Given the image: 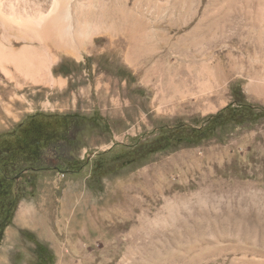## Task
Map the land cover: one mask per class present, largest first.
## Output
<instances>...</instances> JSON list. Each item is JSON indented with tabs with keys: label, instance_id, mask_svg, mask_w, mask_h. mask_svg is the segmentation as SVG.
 Returning <instances> with one entry per match:
<instances>
[{
	"label": "rangeland",
	"instance_id": "1",
	"mask_svg": "<svg viewBox=\"0 0 264 264\" xmlns=\"http://www.w3.org/2000/svg\"><path fill=\"white\" fill-rule=\"evenodd\" d=\"M53 1L0 0L1 46L54 56L58 80L0 68V100L20 85L32 103L14 117L0 109V135L37 111L78 114L77 145L58 142L48 157L87 163L23 184L0 264H264V117L95 170L115 144L198 124L236 95L264 110V0H59L68 29L93 27L76 55L19 32ZM22 208L48 222L23 221Z\"/></svg>",
	"mask_w": 264,
	"mask_h": 264
},
{
	"label": "trees",
	"instance_id": "2",
	"mask_svg": "<svg viewBox=\"0 0 264 264\" xmlns=\"http://www.w3.org/2000/svg\"><path fill=\"white\" fill-rule=\"evenodd\" d=\"M261 117H264L263 109L236 95L234 101L198 124L178 121L172 125H161L131 143L115 144L99 154L95 170L100 171L108 161L121 166L140 162L159 151L181 144L199 143L226 125H241ZM81 122L82 116L78 114L37 111L0 135V243L23 196V184L34 186L37 178L45 173L78 174L84 169L86 161L64 158L52 163L48 157L49 151L58 148V142L72 147L77 145ZM42 246L38 244L40 250Z\"/></svg>",
	"mask_w": 264,
	"mask_h": 264
},
{
	"label": "bare ground",
	"instance_id": "3",
	"mask_svg": "<svg viewBox=\"0 0 264 264\" xmlns=\"http://www.w3.org/2000/svg\"><path fill=\"white\" fill-rule=\"evenodd\" d=\"M60 7H62L61 1L54 0L50 11L46 16H43L39 19H32L28 22L22 21L18 23L20 28L19 32L24 35H30L41 43L50 42L54 45V47H58L59 49H63L73 55H76V49L74 48L75 44H80L93 27L85 20L83 22H81L82 20H77L76 23H74L73 28L68 29V26L64 22V18H68V12H66L65 8L62 10ZM108 29L110 32H112L114 28L108 26ZM1 45L2 44H0V68L6 75L11 76V71L6 68V64L9 63L16 71H19L25 76L35 79V82L48 78L49 84L56 83L58 81L55 78H51L48 72V64L54 61V56L52 58H47L45 57L46 54L41 51L33 53L34 50H30L28 46H24L19 51H14L6 50ZM36 72L39 73V78H35L34 74ZM20 91V85H17L14 91L11 88H6V84L4 85L2 98L0 100V109L5 115L14 117L16 113L19 112V110L22 109L26 104H32L31 102L28 103L29 100L27 96L25 94H20ZM27 211L28 210L24 208L20 210V217L23 221L26 219L33 224L48 222L49 217L47 214H31L28 217Z\"/></svg>",
	"mask_w": 264,
	"mask_h": 264
}]
</instances>
